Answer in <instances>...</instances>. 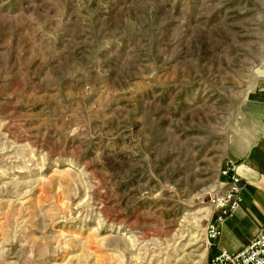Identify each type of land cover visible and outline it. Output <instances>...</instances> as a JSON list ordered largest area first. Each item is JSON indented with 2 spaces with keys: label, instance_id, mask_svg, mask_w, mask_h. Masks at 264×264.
Here are the masks:
<instances>
[{
  "label": "rangeland",
  "instance_id": "1",
  "mask_svg": "<svg viewBox=\"0 0 264 264\" xmlns=\"http://www.w3.org/2000/svg\"><path fill=\"white\" fill-rule=\"evenodd\" d=\"M263 86L264 0H0V264H207Z\"/></svg>",
  "mask_w": 264,
  "mask_h": 264
},
{
  "label": "crops",
  "instance_id": "2",
  "mask_svg": "<svg viewBox=\"0 0 264 264\" xmlns=\"http://www.w3.org/2000/svg\"><path fill=\"white\" fill-rule=\"evenodd\" d=\"M244 113L251 125L249 133L228 147L223 163H235L238 175L249 185L240 210L223 223L218 240L208 245V260L223 250L238 253L264 230V86L248 99Z\"/></svg>",
  "mask_w": 264,
  "mask_h": 264
},
{
  "label": "built area",
  "instance_id": "3",
  "mask_svg": "<svg viewBox=\"0 0 264 264\" xmlns=\"http://www.w3.org/2000/svg\"><path fill=\"white\" fill-rule=\"evenodd\" d=\"M248 182L237 173L235 163H224L220 171V183L209 195V205L212 213L207 227L209 245L218 240L223 223L233 218L243 203V193ZM207 264H264V230L257 233L247 247L232 255L226 251L212 259Z\"/></svg>",
  "mask_w": 264,
  "mask_h": 264
}]
</instances>
